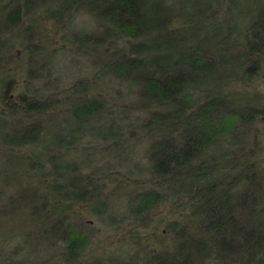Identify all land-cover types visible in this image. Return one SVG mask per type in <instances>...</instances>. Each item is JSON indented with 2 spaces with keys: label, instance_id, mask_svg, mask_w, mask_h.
Returning a JSON list of instances; mask_svg holds the SVG:
<instances>
[{
  "label": "trees",
  "instance_id": "16d2710c",
  "mask_svg": "<svg viewBox=\"0 0 264 264\" xmlns=\"http://www.w3.org/2000/svg\"><path fill=\"white\" fill-rule=\"evenodd\" d=\"M260 74L264 0H0V264H264Z\"/></svg>",
  "mask_w": 264,
  "mask_h": 264
},
{
  "label": "rangeland",
  "instance_id": "374dc122",
  "mask_svg": "<svg viewBox=\"0 0 264 264\" xmlns=\"http://www.w3.org/2000/svg\"><path fill=\"white\" fill-rule=\"evenodd\" d=\"M76 20H77L76 22L80 23V25L82 24L84 27L87 28L90 27V24L87 22L86 17L84 15H79L76 18ZM65 63L63 64V66H65ZM84 66H85L84 64H81L78 68L76 67L70 68L66 65V69L64 68L62 69V71L64 76H68L66 77V79H68L69 76L72 77L83 74L82 72L85 71ZM237 86L238 89L242 87V89H244V91H246L247 94H254L255 92H257L260 93L262 97H264V74L262 75L260 74L259 76H257V78H255L254 80H250L249 83L247 84L244 83L239 85L237 84ZM260 101L262 102L264 101V99H261ZM257 133H258L257 140L264 142L263 129L259 131L257 128ZM132 157H133L132 160L135 161L138 167H142V165H145L146 162L143 155V148L141 146H137L134 149V153ZM121 175L122 174H118V176ZM138 175L139 174L136 175V173L134 174V176H138ZM120 190H121V194L125 193V189L122 188ZM119 198L116 199L113 198L109 201L111 204L109 205V209L111 211L115 210L116 212L122 214L124 213L125 210L126 201L123 198L121 199ZM96 207L100 209L102 207L101 203H97ZM177 214L178 217L183 215L182 212ZM175 216H173V214H170V210L166 206L160 205L159 208L154 210L150 215V217H148L149 218L148 224H146L145 226L131 227V226H126L128 224H124L122 226H124L125 229L123 228L122 230L114 231L113 226L111 224L112 222L107 221L105 225H103V228L101 226L102 224L98 222L97 224L99 227L98 229H100L99 236L96 237L94 235L92 239V244L90 245L89 255H95V254L97 255L104 251L106 252H104L103 254H109L110 251L115 250L119 252V255L122 254V256L125 258H127L128 254L132 256L134 252V246H132V244L134 243L132 242V240L133 238H135V236L138 239H141L140 242L143 241L145 243H148V245L150 244L158 245V242H160V240L164 241L166 239L164 223H167L168 220L173 219ZM87 218L94 219V216L88 214ZM100 242L103 243L102 246L100 245ZM115 254L118 255L117 252Z\"/></svg>",
  "mask_w": 264,
  "mask_h": 264
},
{
  "label": "bare ground",
  "instance_id": "6f19581e",
  "mask_svg": "<svg viewBox=\"0 0 264 264\" xmlns=\"http://www.w3.org/2000/svg\"><path fill=\"white\" fill-rule=\"evenodd\" d=\"M91 188V187H90Z\"/></svg>",
  "mask_w": 264,
  "mask_h": 264
}]
</instances>
